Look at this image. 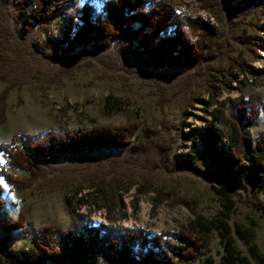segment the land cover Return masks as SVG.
Returning a JSON list of instances; mask_svg holds the SVG:
<instances>
[{
    "label": "rangeland",
    "instance_id": "1",
    "mask_svg": "<svg viewBox=\"0 0 264 264\" xmlns=\"http://www.w3.org/2000/svg\"><path fill=\"white\" fill-rule=\"evenodd\" d=\"M20 1L28 6L27 0ZM170 1L179 12L202 16L217 25L221 31L219 58L202 71H155L143 79L101 53L78 54L83 58L78 64L76 55L47 58L36 51L37 46L16 36L15 24L22 22L23 14L19 10L12 13L11 0H0V143L9 144L17 133L35 135L136 119L140 125L134 140L146 148L138 155L105 151L65 159L53 172L33 179L19 192L2 179L6 203L0 211V238H6L5 245L13 255L28 248L32 239L42 237L48 225L72 233L83 225L100 223L178 231L198 214L205 219L220 215L225 208L218 190L224 186L233 200L228 223L239 256H246L248 264H260L235 233V226L250 228L264 254V212L253 204H264V179L254 197L243 187L234 189L217 171L216 158L205 154L194 138L197 128L216 123L220 131L212 132L217 138L210 148L218 144L225 150L235 102L254 92H260L264 101V4L237 24L229 19L223 0ZM72 8L69 1L62 5L51 31H58ZM239 64L247 65V71ZM263 129V113L250 126H239L252 140ZM181 159L190 160L198 171L180 165ZM0 165H5L3 155ZM16 175L26 174L17 170ZM19 211L26 214L29 233L5 234L2 226ZM223 253L214 228L208 255L214 264H226ZM204 257L194 264H205ZM0 264L13 263L0 252Z\"/></svg>",
    "mask_w": 264,
    "mask_h": 264
},
{
    "label": "trees",
    "instance_id": "2",
    "mask_svg": "<svg viewBox=\"0 0 264 264\" xmlns=\"http://www.w3.org/2000/svg\"><path fill=\"white\" fill-rule=\"evenodd\" d=\"M11 1L12 13L19 10L23 14L22 22L15 24L16 36L37 46L36 51L51 60L76 55L78 64L83 59L78 54L96 52L118 60L125 72L146 79L155 71L182 73L208 69L221 52V31L217 25L202 16L179 12L170 0H63L55 4V0H27L28 6L21 5L20 0ZM67 1L73 8L59 24L58 31L53 32L50 25ZM223 3L229 19L239 24L264 0H223ZM41 34L45 37L39 38ZM239 66L247 71V65ZM234 110L225 150L218 144L210 148L212 139L217 138L212 132L220 131L216 123L197 128L194 141L200 143L205 154L216 158L217 171L234 184V189L243 187L254 197L264 179V129L252 140L239 126H250L261 113L264 115L260 92L238 99ZM139 125L132 119L122 124L94 123L35 135L17 133L9 144L0 143V155L5 157V165H0V178L19 192L33 179L53 172L65 159L105 151L141 154L146 148L134 140ZM179 164L198 171L190 160L181 159ZM17 170L26 175H16ZM3 193L0 182V211L6 203ZM218 193L225 208L220 215L205 219L198 214L189 226L178 231L154 232L100 223L83 225L72 233L48 225L42 230L43 236L32 239L31 245L19 255L10 253L6 238L1 237L0 252L13 264H194L201 256H205V264H214L208 249L211 231L216 228L225 263L248 264L246 256H239L228 223L232 197L224 186ZM253 204L264 212V204L254 201ZM2 230L5 234L29 233L25 212L19 211ZM235 233L249 245L259 263L264 264V254L252 230L236 225Z\"/></svg>",
    "mask_w": 264,
    "mask_h": 264
},
{
    "label": "snow or ice",
    "instance_id": "3",
    "mask_svg": "<svg viewBox=\"0 0 264 264\" xmlns=\"http://www.w3.org/2000/svg\"><path fill=\"white\" fill-rule=\"evenodd\" d=\"M0 182H2V178H0Z\"/></svg>",
    "mask_w": 264,
    "mask_h": 264
}]
</instances>
